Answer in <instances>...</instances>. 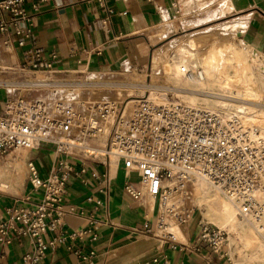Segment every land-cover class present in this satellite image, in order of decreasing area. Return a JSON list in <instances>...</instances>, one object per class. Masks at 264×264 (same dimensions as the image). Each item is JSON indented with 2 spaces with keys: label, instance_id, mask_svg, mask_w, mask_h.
Segmentation results:
<instances>
[{
  "label": "built area",
  "instance_id": "built-area-1",
  "mask_svg": "<svg viewBox=\"0 0 264 264\" xmlns=\"http://www.w3.org/2000/svg\"><path fill=\"white\" fill-rule=\"evenodd\" d=\"M107 0H97L108 16L114 11ZM49 0H0V35L6 52L14 46L23 48L22 59L16 65H1L7 73V83L0 91V162L11 151L40 149L50 146L55 163L45 177L33 161L28 159V179L33 192L40 193L35 202L23 207L7 208V217L0 218V245L9 244L14 236H26L32 246L22 259L24 264H38L46 250L65 239L96 233L87 227L68 231L64 217L76 213L66 204L67 182L71 174L83 177L88 160L104 156L101 162L108 167L111 157L117 158L125 173L124 191L134 200L156 201L157 217L154 227L145 222L134 232L155 236L168 243L171 249L201 254L203 249L219 254L227 245V232L204 219L197 223L194 243L176 239L169 228L189 221L193 214L190 203L193 188L205 182L219 191L245 220L264 222V197L257 192L264 189V140L257 129L244 122L237 113L228 116L199 104L166 98L157 102L139 97L132 109L124 114L121 105L101 103L70 95L74 87L60 77L55 63L57 56L44 57V49L33 41L31 20ZM179 9L178 4H174ZM264 53V52H261ZM189 78H202L198 67H181ZM65 80V81H64ZM64 85V86H63ZM110 125L108 145L103 154L85 148L91 140ZM94 149V147H92ZM74 162L79 164L76 169ZM7 166L0 163V175ZM135 173L137 180L130 179ZM100 189L107 194L111 184L109 171L102 175ZM27 196L25 200H29ZM90 200V198L88 199ZM99 204L102 200L98 201ZM83 214V210L78 211ZM93 224L92 216L88 218ZM181 230V229H180ZM47 233L53 236L45 239ZM230 262L227 251H223ZM83 256V259H89ZM207 264L209 256L204 253ZM168 264L157 256L150 264Z\"/></svg>",
  "mask_w": 264,
  "mask_h": 264
},
{
  "label": "crops",
  "instance_id": "crops-1",
  "mask_svg": "<svg viewBox=\"0 0 264 264\" xmlns=\"http://www.w3.org/2000/svg\"><path fill=\"white\" fill-rule=\"evenodd\" d=\"M230 1L231 12L238 14L233 20L242 19L246 23L241 37L256 51L264 52V0ZM106 3L114 11L110 16L97 0H49L41 11L33 14V41L44 49L46 59L53 53L57 56L55 66L61 70L60 77L111 74L126 68L138 71L149 67V32L161 26L164 18L178 12L174 5L178 0H107ZM22 54L23 48L16 46L10 53L6 52L0 35L1 65H16ZM0 74L6 76L7 73L0 71ZM104 138L105 135L97 138L98 149H106L108 138ZM28 159H33L40 176L45 177L56 156L50 146H44L11 151L3 157L0 163L7 169L0 175V218L8 216L7 208L23 207L35 202L40 195L31 190L26 166ZM104 161L103 155L88 160L83 175L89 181L88 185L82 184L81 177L71 174L65 197L66 204L73 205L77 212L65 215L64 227L68 231L90 227L96 238L92 239L91 233L81 238H67L47 249L38 264H150L157 256H165L168 264H207L204 253L211 264H229L224 250L219 254L207 249L201 254L189 253L171 249L168 243L155 236L134 232V228H141L145 222L154 227L156 201L151 199L149 204L147 198L134 200L130 197L123 188L126 176L122 167L113 163L108 167L101 163ZM74 164L78 170L79 164ZM107 170L111 184L105 194L100 190L103 183L92 172L102 175ZM130 177L137 180L135 173ZM27 196H30L29 200H25ZM99 200H102L101 204ZM80 210L83 214L78 213ZM90 216L93 224H89ZM191 218L180 226V232L175 231L176 236L181 235L183 243L192 244L197 238L198 221H190ZM52 236L53 233H47L44 238ZM31 249L28 237L14 236L11 243L0 245V264H24L22 257ZM90 253L91 258H82Z\"/></svg>",
  "mask_w": 264,
  "mask_h": 264
},
{
  "label": "bare ground",
  "instance_id": "bare-ground-1",
  "mask_svg": "<svg viewBox=\"0 0 264 264\" xmlns=\"http://www.w3.org/2000/svg\"><path fill=\"white\" fill-rule=\"evenodd\" d=\"M235 24L243 26L245 22L238 19L235 20ZM186 41L187 43L184 44L178 37L175 41L166 44L167 47H176L178 53L177 60L172 58V63H169L165 68L166 72L173 77L174 86L171 90L183 101L193 104L202 102L206 108L220 112L225 116L232 113L239 114L246 124L257 126L259 135L264 137V63L258 59L253 49L243 44L242 41H240V45L231 42L222 47L210 48L198 61L195 57L196 51H192L195 50L194 40L190 37ZM165 48H160L155 52L154 63L164 54ZM197 64L201 66L202 78H189L181 71L183 66L194 67L193 65ZM138 85L141 89L145 88V84L141 81L137 84L128 83L126 86L129 88L138 87ZM215 88L221 92L209 91V89ZM162 95L164 94L161 93L160 97L152 99L162 102ZM149 98L151 97L149 96ZM135 101V99L128 101L127 107L125 105L124 108V114L132 109L133 105L130 108L129 105ZM97 102L113 105L117 103L107 100ZM108 127L110 125L105 127V130ZM105 130L101 135L105 134ZM85 148L97 155L103 154L105 151L98 147L93 149L88 144ZM111 163L117 164V158L112 156ZM196 189V201L200 206H203L204 215H207L217 226L225 229L228 234H233V237L229 236L230 241L237 238L245 248L251 250V255L244 258L242 262L249 263L261 258L264 255V242L260 238V232L258 233L255 228L256 225H260L259 222L245 219L239 221L233 205L219 191L205 182H198ZM263 194L264 190H259L256 195L261 198L264 197Z\"/></svg>",
  "mask_w": 264,
  "mask_h": 264
},
{
  "label": "rangeland",
  "instance_id": "rangeland-1",
  "mask_svg": "<svg viewBox=\"0 0 264 264\" xmlns=\"http://www.w3.org/2000/svg\"><path fill=\"white\" fill-rule=\"evenodd\" d=\"M178 4L179 9L177 13H174L168 18H164L161 26L149 32V40L151 43L149 49V67L147 66V68H141V70L138 71L126 68V70H120L111 74L87 73L66 78L67 81L74 87V91L71 92L70 95L73 96L74 92H76L77 96L84 100L115 101L117 102L116 105L118 107L120 105L123 107L125 104L127 107L129 100H136L139 97L149 98L150 96V99L160 97L161 93L164 94L161 98L163 100L166 98H171V100H183L171 90L174 86L172 82L173 77L165 70L166 66L169 63H172V58L176 60L178 58L176 47H167L166 44L168 45L169 42H172L173 40L175 41L178 37L182 39V43L184 44L187 43L186 39L190 37L194 40L195 50H191L194 52L196 51L195 57L198 61H200L204 54L212 47H222L231 42H234L236 45H240V41H242L243 44L252 48L257 54L258 59L264 63V53L256 51L253 46L248 44L241 37L242 30L244 29L243 26H245L246 23L243 26L235 24V20L233 19L236 18L238 14L231 12L232 3L230 0H178ZM160 48H165V52L159 60L154 63L153 58L155 52ZM193 66L198 68L201 67L200 64ZM1 75L2 74H0V91L4 89L3 85L7 83L5 77ZM140 81L145 84V88L141 89L139 85L138 87L134 86L129 88L126 86L128 83L137 84ZM209 91L217 93L221 92L218 88L209 89ZM72 98L76 97L73 96ZM132 103L134 102H131L129 108L133 105ZM197 104L203 107L205 106L202 102H198ZM257 108H259V105H257ZM252 126L257 129V133L259 134L257 126ZM109 128L110 127L105 130L104 140L107 137ZM100 137L101 134H99L97 138ZM97 138L91 140L88 145L94 148L97 147ZM262 138L264 140V137ZM130 179H132V177H130ZM196 188L197 185L193 188V200L190 203V207L194 209L190 221L196 220L197 222L200 219H204L212 225L217 226L207 215H204L203 206H200L197 203ZM148 200V203L150 204L151 199ZM237 218L239 221L244 220L238 216ZM259 224L260 225H256L255 228H257L258 233L260 232V238L264 242V222ZM169 230L174 234H176L175 231L177 230L179 232L181 231L178 227H171ZM180 236L181 235H175V237H177L176 239L179 241L183 240ZM229 236L233 237V234L227 233V245L222 248L229 254V264H264V255L261 258L252 260L249 263L242 262L244 258L251 255V250L249 248H245L237 238L230 241L231 239L229 240Z\"/></svg>",
  "mask_w": 264,
  "mask_h": 264
}]
</instances>
